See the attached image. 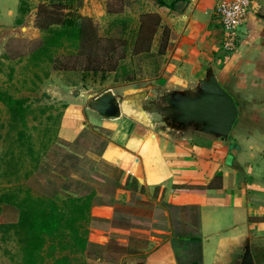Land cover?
<instances>
[{
    "label": "crops",
    "instance_id": "crops-1",
    "mask_svg": "<svg viewBox=\"0 0 264 264\" xmlns=\"http://www.w3.org/2000/svg\"><path fill=\"white\" fill-rule=\"evenodd\" d=\"M18 1L8 9L0 0L1 24L16 20ZM231 1L165 0L169 8L152 10L170 32L163 55L148 63L137 56L131 79L120 69L64 83L58 137L71 143L86 129L101 131L100 157L120 171L123 201L134 192L164 209L162 227L129 230L121 264H242L246 249L252 264H264V0H249L227 51L216 9ZM209 70L237 106L226 139L174 128L163 110L166 95L193 93ZM110 96L118 114L106 118Z\"/></svg>",
    "mask_w": 264,
    "mask_h": 264
},
{
    "label": "rangeland",
    "instance_id": "rangeland-1",
    "mask_svg": "<svg viewBox=\"0 0 264 264\" xmlns=\"http://www.w3.org/2000/svg\"><path fill=\"white\" fill-rule=\"evenodd\" d=\"M59 1L63 3L64 0H28L29 11L26 14L20 15L16 9V20L21 19L20 24L16 20L3 24L0 21V26L14 29L0 39V88L14 98L28 99L33 113L27 117L26 132L31 136L35 148L41 150L38 168L27 177L24 174L32 166L27 156H23L21 161L17 159L15 166L3 162L7 159L5 153L8 150L16 156L18 150L16 143L11 140L16 131L8 132L9 114L0 103V193L4 189L16 190L21 187L29 189L33 196L52 198L58 203L66 196L93 194L89 211L93 222L87 228L86 248L83 251L50 248L51 243L48 242L43 252L44 264H53L55 259L63 257L69 264H121V257L128 248V244L122 240L127 238L129 230L162 227L164 209H156L152 202L141 201L134 192L129 202L123 201L124 187L115 188L117 172L100 157L105 145L101 131L86 129L71 143L58 137V115L64 107L59 101L67 102L60 100L68 91L64 83L78 81L82 74L69 73L66 76L63 72L64 76H60L61 71H54L52 64L40 67L27 65V56L40 38L35 25L37 7L41 4H57ZM79 1V7L64 9L63 15L68 19L78 15L90 17L102 38H117L121 34L122 27L113 24L118 15L130 19L125 34L128 35L141 13L152 12L157 7L152 0ZM3 2L10 9L13 0ZM4 55L9 58H4ZM60 55L61 52L55 56L61 59ZM129 57L127 54L121 64H132V70H124L131 79V75L135 76V71H138L139 64L137 56L134 62ZM143 58V62L148 63L155 57ZM46 71L51 75L48 78L43 76ZM33 73H37L41 81ZM76 90L70 89L71 94ZM129 188L134 189L132 185ZM141 193L145 194L144 191ZM112 213L114 220L110 224ZM17 219L16 208L0 204V224L14 223ZM2 237L0 232V264L19 263L20 253L14 239L2 242Z\"/></svg>",
    "mask_w": 264,
    "mask_h": 264
},
{
    "label": "trees",
    "instance_id": "trees-1",
    "mask_svg": "<svg viewBox=\"0 0 264 264\" xmlns=\"http://www.w3.org/2000/svg\"><path fill=\"white\" fill-rule=\"evenodd\" d=\"M178 0H173L171 6ZM80 6L79 0H64L57 4H41L36 10V28L40 33L38 42L27 56V65L38 66L52 64L54 71L64 73L87 74L124 72L121 64L129 54L131 57L161 56L166 51L169 40V29L162 26L159 14L143 12L138 16L137 24L126 29L130 19L118 15L113 20L114 25L122 27L117 38L98 35L92 19L78 15L74 19L65 18L64 9H73ZM158 7L169 8L164 0H158ZM18 13L24 15L29 11L28 0H19ZM17 24L21 19L16 20ZM157 52L151 53L155 37L158 35ZM121 49V50H120ZM120 50V51H119ZM62 55L56 57L57 53ZM8 59V56L4 55ZM34 77L41 81L37 73ZM50 72H44L48 78ZM127 79H130L127 77ZM0 103L9 114V133L16 131L13 142L17 145L18 155L7 151L3 162L15 166L16 160L27 156L32 164L24 174L31 175L38 168L41 150H37L27 131V117L33 113L27 98H14L0 88ZM60 114L58 115V119ZM49 118V117H48ZM8 133V134H9ZM18 163V162H17ZM116 176V189L124 186L119 184L120 171L113 167ZM17 171V168L14 169ZM93 202V194L74 197L66 196L61 202L52 198L33 196L29 189L19 187L16 190L4 189L0 193V204L10 205L17 209L18 219L14 223L0 224L2 242L13 238L19 253L20 261L17 264H44L45 245L50 242V248L71 249L83 251L87 246L88 225L93 222L89 211ZM92 225V224H91ZM53 264H69L63 258L55 259Z\"/></svg>",
    "mask_w": 264,
    "mask_h": 264
},
{
    "label": "water",
    "instance_id": "water-1",
    "mask_svg": "<svg viewBox=\"0 0 264 264\" xmlns=\"http://www.w3.org/2000/svg\"><path fill=\"white\" fill-rule=\"evenodd\" d=\"M152 1L157 6L158 0ZM182 4L181 1L176 3L180 6ZM12 30L14 29L0 26V39ZM162 102L163 110L167 113L168 125L179 130L192 128L207 135L226 139L237 118L234 99L220 86L211 70L199 81L193 93H170ZM104 103V110L100 114L106 118L115 117L118 114L116 99L110 96ZM242 264H252L248 249L245 250Z\"/></svg>",
    "mask_w": 264,
    "mask_h": 264
},
{
    "label": "built area",
    "instance_id": "built-area-1",
    "mask_svg": "<svg viewBox=\"0 0 264 264\" xmlns=\"http://www.w3.org/2000/svg\"><path fill=\"white\" fill-rule=\"evenodd\" d=\"M249 9V0H234L218 4L217 19L223 31L227 33L223 48L230 51L233 47V39L237 31L243 28Z\"/></svg>",
    "mask_w": 264,
    "mask_h": 264
}]
</instances>
